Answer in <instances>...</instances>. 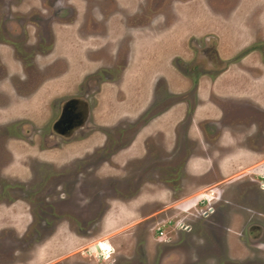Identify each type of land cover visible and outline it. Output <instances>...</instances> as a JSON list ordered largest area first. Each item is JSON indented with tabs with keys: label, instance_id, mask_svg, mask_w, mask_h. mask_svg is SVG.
Instances as JSON below:
<instances>
[{
	"label": "rangeland",
	"instance_id": "rangeland-1",
	"mask_svg": "<svg viewBox=\"0 0 264 264\" xmlns=\"http://www.w3.org/2000/svg\"><path fill=\"white\" fill-rule=\"evenodd\" d=\"M176 31L177 37L173 35ZM154 34L158 37L171 35L168 46L177 51L169 54L171 57L181 55L182 59H177L165 75L167 80L176 76L172 82L170 80V87L176 92L189 86L176 73L177 70L188 72L192 78L208 74L202 78L201 89L204 91L199 90V93L210 91L216 79L214 83L220 87L223 86L221 82L229 80L238 83L230 90L234 97L218 95L219 98L213 99L224 113L219 127L229 128L234 135H240L237 146L246 147L248 152L237 160L240 152L235 148L222 160L227 155L210 150L213 151L209 155L213 159L210 169L199 163L189 169L193 175L184 172L182 166L188 152L192 157L199 155L201 160H206L193 148L199 141L194 137L198 135L194 126L193 135L190 133L194 139L192 142L184 140L181 130L177 133L184 153L160 163L157 157L164 153L158 146L167 148L172 142L167 136H156L153 140L156 145L152 142L149 146L154 156L147 157L144 160L147 163L135 164L132 173L127 175L131 177L128 181L114 176L95 178L93 169L106 155L96 153V158L86 160V207L82 204L83 189L61 188L64 184L59 185L64 201L57 205L60 211L71 213L72 218H66L71 229L78 233L89 230V238L76 236L67 229L68 222L60 221V234L46 240L45 235L54 224V220L47 217L53 199L50 194L54 193V185L47 190L51 182L43 187V183L32 177L27 187L3 188L0 199H10L11 202L0 206V264H168L171 261L264 264V228L258 232L256 227L251 228L264 226V111L252 103L262 96L263 100L258 103L264 104V0H0V79L3 77L4 80H0V86H4L5 91L12 85L16 91L32 95L20 100L12 99L13 94L9 93L12 114L24 118L27 115L28 119L24 121L42 126L48 132L44 129L48 126L46 123L52 121L62 98L71 91L75 90V93L82 89L75 87L78 79L72 80L71 75L82 68H93L97 63L91 59L107 53L117 58L111 61L112 64L108 63L111 65L110 69L106 68L105 75L117 81L119 71H115V65L122 64L131 50L144 46L148 42L145 37ZM205 36L212 41L206 42ZM206 46L214 48L220 60L228 63L219 62L214 70L206 68V61L196 57L198 50ZM242 56L246 57L240 63L238 59ZM223 67L219 73L224 75H215V71ZM238 68L244 71L240 72ZM100 71L90 78L97 85ZM23 77L24 81L19 82ZM99 85H94L96 91L95 97L90 99L91 105L98 104L105 110L104 105L110 101L119 106L128 105L126 99L117 102L116 95L121 98L122 94L120 88L106 82ZM126 88H129L128 81L124 82L122 91ZM147 90L140 89L138 93L131 90L129 95L140 100L138 105H141L149 93ZM190 91L187 94L189 99L194 97ZM163 98L165 95L157 104L163 105L166 101ZM109 105L114 106L113 103ZM4 114L2 112L0 116ZM38 114L43 121L46 120L45 125L32 119ZM200 126L207 132L213 130L205 121ZM118 128L108 129V145L112 150L120 143L117 139L120 141L122 134L119 133L131 130V127ZM47 157L53 159L55 155L50 152ZM34 168L39 172L47 170L44 166L33 165L32 171ZM153 170L157 175L153 180L155 185L143 183L155 176L151 175ZM169 174L173 176L171 187L165 188L157 181ZM37 184L42 187H36ZM138 184L141 189L136 201H131L132 204L118 201V198L130 195ZM154 194L156 199L152 201ZM111 199L110 208L101 222L102 211ZM27 202L31 213L36 216L32 227ZM136 202L139 205L134 210ZM197 203L203 208L200 215L206 208L214 212L193 216V206ZM52 214L56 215L54 219L64 215ZM83 216H86V222L82 220ZM168 220L169 224H166ZM179 220L177 227L175 223ZM38 221L40 223L36 225ZM97 241L114 248L112 259L102 260L99 252L95 253ZM172 251L175 253L169 255Z\"/></svg>",
	"mask_w": 264,
	"mask_h": 264
},
{
	"label": "flooded vegetation",
	"instance_id": "flooded-vegetation-1",
	"mask_svg": "<svg viewBox=\"0 0 264 264\" xmlns=\"http://www.w3.org/2000/svg\"><path fill=\"white\" fill-rule=\"evenodd\" d=\"M152 25L153 23L150 22ZM152 27V26H151ZM151 27H147L151 28ZM158 38V37H156ZM153 37H145L147 43L144 44L141 48H136L135 51H130L128 56H125L122 64L115 65L116 72L118 73L119 78H117V81H113L108 79V77L105 75L106 68L110 69V65L112 64V60L116 59L117 57L110 56L109 54H100L99 58L93 57L92 59L89 56V60L91 59L92 62L97 63L95 68H86L88 72H86V69L82 68V70H78L74 73V75H71L72 80L78 79V83L75 87L81 88V91H71V94H67L62 99L63 101L57 105L56 107V114L52 118V121L47 122L46 120L43 121V117L38 114L36 116H33V120L39 124L42 125V123L45 125L48 124L47 128H44L48 130V132H45L43 130V127L40 126H34L32 122H27L24 120H27L28 118L25 116L20 117L16 116V114H12L13 111L11 110V102L12 100L9 93L13 94L12 99H20L25 100L30 96H27L23 93H20L16 91V87L10 85L9 87H6L5 91L2 87L0 88V115L2 112H5L4 116H0V179L2 180V183L0 184V191L3 190V188H9V189H20V187H27L29 184V181L33 179H36V181H40L43 183V187H45V184L52 183L51 186L47 187V190L49 191L52 189V185H54L53 195L50 194V196L53 198L50 200L52 203V206L50 208V213L47 214L48 218H52L54 221V224H51V227L49 229V233L45 235L47 236V239H50L55 234L59 235L60 230L58 229V224L60 221L68 222V230L71 232H74L76 236H79L81 238H89L91 235L88 234L90 231H83L78 233L77 231L71 229V226L69 224V221L67 219L72 218L71 213H67L66 211L62 210L57 207L58 203L64 201V196L62 192H59V189L65 188V186L68 188H74L77 189L82 188V204L86 207V160L88 158H96V153H106L105 157L98 160V164L93 169V176L95 178H107L114 176L115 178H118L120 180L125 179V181L131 180L129 176L130 173H132L133 168L135 167V164H144L147 163V161H144L147 157L154 156V152L151 151L149 146H151L152 142L154 143V138L156 136H159L162 134V132H154L152 135H148V131H145L146 126H148L152 120H154L156 117H158L162 112L165 110H168L169 108L175 106V105H181L183 106L184 113L180 117V120H178L173 128L170 130V135L172 138L171 142L172 144L169 145L167 148H165L163 145V148L161 146H158L162 153L161 157L157 160L158 163L161 162V160H167L171 157H176L179 154H183L181 147V141L179 139V135L177 134L179 130H181V135L186 141L192 142L194 139L192 138L191 134L194 133V126L198 132L197 136H194L197 141L195 145H193V148L196 149V152L198 154H202V156H205L206 159H208L209 165H213V159L210 154H212L213 151L222 152L223 155H230L232 151H234L235 148H239V150L247 151L246 147H240L237 146V142L241 140L240 135H234L235 133H231L229 128L226 127H219V122L224 120V113L222 109H219L218 103L214 101L213 98H219V96L213 95V94H206V101L209 103L214 104L219 110H220V116L217 119L213 120H200L199 122L194 121V112L197 106H199L203 99L201 98L199 94V85L203 81V76H208L207 73L193 76V78L188 74V72H184L181 70H177L176 73L180 76L183 80V82H188V87L181 89L180 91L176 92L175 90H171L170 85L167 81V77H165L167 68L173 67L172 65L174 62H176L177 59H182L180 54H174L172 57L170 56V61L168 62L167 66L165 65L163 68L156 67L158 62L156 63L154 59H151L152 67L151 68H144L143 65L138 68V65L142 62L143 57H151L152 55H145L142 53L143 50L145 51H156L160 49V46H158V43L154 42ZM164 42L168 43V40H171L170 37L163 36L160 37ZM142 40V38H140ZM176 39V38H172ZM203 39H205L206 42L212 41V38H209L205 36ZM141 45V43H139ZM193 45L194 41L192 42ZM118 50V49H117ZM169 52L177 51L176 49L169 46L168 48ZM199 53L196 57L198 59H203L205 62V67L208 69H215L216 64L218 65L219 62L222 64H227L228 61L220 60L219 54L216 52L214 48H210L209 46H206L205 48H200ZM254 54V51H251ZM217 53V55L215 54ZM140 56V63L135 61V57ZM246 56H242L240 60V63H242L243 59ZM173 59V60H172ZM175 59V60H174ZM86 60V58H85ZM111 64H108L110 63ZM131 64H134V68L136 71H139L138 73L141 74V83H138L137 76L133 77L131 75V71L129 70V66ZM225 66V65H224ZM102 68H105L102 70ZM176 68H179L176 66ZM223 68H220V70H217L215 72V75L220 74ZM140 69V70H139ZM180 69V68H179ZM101 70V71H100ZM96 71H100L99 79L100 82L95 84V80L90 79L92 76H96ZM181 71V72H180ZM244 71V70H243ZM183 72L185 74H183ZM209 72V71H206ZM80 73V74H79ZM92 73L94 75H92ZM69 75V74H68ZM67 75V76H68ZM149 76L152 77V82L148 84V95L146 93V101L147 104L140 110L137 111V100L134 96L131 94L129 95L133 90L134 93H138L141 88V85L144 82H146L149 78ZM189 76V77H188ZM2 77V76H1ZM75 78V79H74ZM111 78V77H109ZM5 79V78H4ZM24 81L25 77L22 78ZM190 79L192 81H190ZM1 82L4 81L3 77L0 79ZM6 80V79H5ZM71 80V82H72ZM70 81V79H69ZM128 81L129 88H126L122 91V87L124 82ZM9 82V81H8ZM106 82V84H110V86L118 87L120 88L119 92H122L121 98H118L117 102L120 103L123 101V99H126V103L128 105L126 106H119V104L115 103L114 101L107 102L104 106L107 110H105L102 107H99L98 104L91 105V98L93 97V94H95L96 88L95 87L101 86L99 84ZM81 83V84H80ZM145 85V83H144ZM85 87V88H83ZM109 87V86H106ZM13 88V89H12ZM111 88V87H109ZM139 88V89H138ZM192 92V95H194L193 98L189 99L188 93L189 90ZM147 90V91H148ZM36 90L33 95L35 96L37 94ZM99 91V89H98ZM173 91V92H172ZM100 92V91H99ZM128 92V94H125ZM103 93V92H102ZM104 96L107 94L103 93ZM162 95H165L166 101L163 105L157 104V101L159 98L162 97ZM103 96V97H104ZM142 99V97H140ZM163 98V99H165ZM178 98V99H177ZM57 99V98H56ZM191 102V103H190ZM114 104V106H110L109 104ZM191 105V107L188 106V104ZM255 106L258 105L259 109L262 108L264 111V104H260L258 102H252ZM124 104V105H125ZM53 105V104H51ZM56 106V105H55ZM103 106V107H104ZM99 107V108H98ZM126 108V111H122V109ZM186 108V112H185ZM188 108V110H187ZM15 107H13V110ZM52 109V107H51ZM129 109V110H127ZM102 110V111H101ZM106 112L108 114H106ZM124 113V114H123ZM50 115V113H48ZM46 116V115H45ZM48 117H46L47 119ZM205 121L208 123L210 128H213L212 132L204 131L200 124ZM34 122V123H35ZM120 127V130L122 127H131V130H122L120 134L121 140L118 141V145H115V148L112 150L110 149V146L108 145V129H114ZM183 127V129H181ZM183 130V131H182ZM129 132V133H128ZM225 132H227L228 140L220 141L221 135L224 136ZM142 133L144 138L143 147H144V154L140 158H133L131 160H127L123 164H120L118 161L114 160V157L120 153L121 151L125 150L130 146L134 138L139 134ZM151 133V132H150ZM191 133V134H190ZM127 134V136H126ZM97 136H102V139L99 141V143H96L94 141L98 139H94ZM162 138V137H161ZM87 141V143H86ZM43 144V145H42ZM155 144V143H154ZM156 145V144H155ZM148 147V148H147ZM109 149V150H108ZM108 150V152H106ZM213 150V151H210ZM238 150V149H236ZM252 151V150H251ZM54 153L55 157L53 159H49L47 157V153ZM156 152V151H155ZM158 152V150H157ZM248 152V151H247ZM254 152V151H253ZM196 154V153H193ZM199 156V155H197ZM192 158V153H189L185 155L184 157V165L182 166L183 171H189L188 169V161ZM202 158V157H201ZM183 161V160H182ZM33 165L38 166L39 168L41 166H44L45 171H38L36 168H34V171H32ZM161 165V164H158ZM161 169V168H160ZM187 169V170H186ZM51 170V171H50ZM151 179L145 180L143 183L153 184L154 178H156V174H154V170ZM177 172V170H176ZM191 173V171H189ZM192 174V173H191ZM193 175V174H192ZM172 177L170 174L167 177L162 178L161 180L157 182H161V185L165 188L171 187L170 183L172 181ZM81 181V183H80ZM141 183V184H143ZM63 185L61 188L59 185ZM141 184L136 185L133 192L128 195L125 198H118V201L126 202L127 204L131 202L137 195L139 190L141 189ZM27 185V186H26ZM36 187H42V185L37 184ZM41 190V189H40ZM19 199V198H18ZM23 199V198H22ZM116 200V199H114ZM19 201V200H16ZM23 202L22 200H20ZM111 200L107 201V205L105 209L102 211V214L100 216V221L102 222L104 219V216L108 212ZM10 199L1 200L0 199V206L4 205L7 206L10 203ZM25 202V201H24ZM28 203V202H27ZM180 203V202H179ZM29 206V203H28ZM194 213L193 216L200 217L205 216L207 214H212L214 212L213 209L210 210V208L204 209L203 214L200 215L199 211H201L203 208L200 207V204L197 203L194 206ZM29 213H31V208L29 206ZM60 211V212H59ZM86 211V209H85ZM59 213L64 214L63 217H56V215H53L52 213ZM86 213V212H85ZM52 214V215H50ZM32 216V225L33 226L34 221H36V216L31 213ZM50 216V217H49ZM67 218V219H66ZM184 220L183 218H181ZM83 221L86 222V216H83ZM99 221V222H100ZM100 222V225H101ZM180 220L175 223V225L179 226ZM40 222H36V225ZM166 224H169V220L166 222ZM86 227V224L84 225ZM164 227L165 224H162ZM257 229V232L259 230H262L264 226H251V228ZM190 227H188L189 229ZM100 230V229H99ZM102 232V231H101ZM259 237L255 238L258 240ZM45 240V241H46ZM169 240V238H168ZM256 240H252L256 242ZM102 241H97V248L95 250V253L99 252L101 255L102 260L109 261L112 259L114 254V248L112 246H108L106 244H101ZM258 242V241H257ZM92 246V245H91ZM104 246V248H102ZM93 247V246H92ZM175 253V251H172L169 253ZM168 264H214L212 261H207L206 263L203 262H197V261H171L168 262ZM241 264H248V263H241Z\"/></svg>",
	"mask_w": 264,
	"mask_h": 264
},
{
	"label": "crops",
	"instance_id": "crops-1",
	"mask_svg": "<svg viewBox=\"0 0 264 264\" xmlns=\"http://www.w3.org/2000/svg\"><path fill=\"white\" fill-rule=\"evenodd\" d=\"M182 31L184 32L185 30L182 29ZM177 32L178 31H176V34H173V35H176V37L178 35ZM163 36H167V37L171 38V35L164 34ZM163 36L160 35V37H163ZM150 37H152V35ZM153 37L156 38L158 36L154 34ZM160 37L154 39V42L159 44L158 46L161 45L159 50L152 51V50L149 49V51H145V50L142 51V53H144L145 55H152L151 57H143L142 58V62L140 63V56L136 55L135 61L140 63L138 65V68H140L141 65H143L144 68L145 67L146 68H151L152 67L151 59H154V61L156 63L158 62V64L156 65V67H158V68H160V67L163 68L165 65L167 66L168 62L170 61V54H169L170 52L168 50L169 46H168L167 42H164L162 40H157V39H161ZM243 62H244V60L242 61V63ZM96 65L97 64H94L93 68H95ZM90 68H91V66H90ZM129 70L131 71V75L133 77L137 76L138 83H141V80H142L140 78L141 74L138 73L139 71L135 70L134 64H131L129 66ZM237 70H239L241 72V70H243V69L238 68ZM221 75H224V74L223 73L219 74L218 77H220ZM175 77L176 76L173 75V76H171V79L168 78L167 81H168L169 85H170V80L172 82V79H174ZM179 81H180V79H179ZM229 81L228 82L225 81L224 83L221 82V84L223 85L221 87H220L219 84L218 85L215 84L217 81L215 83L213 82V84L211 85L212 88L210 89V91H208V92L205 91L206 93L205 92L199 93L201 98L203 99V101H202V103L199 106L196 107L195 112H194V121L196 123L199 122L200 120H204V119L213 120V119L219 118L220 110L214 104L209 103V102L206 101V94L209 93V94H213V95H216V96L220 95L222 97H234V95H233L234 92L232 94H230V90H233L235 87H237L238 83L234 82V81L233 82H229ZM259 81L260 80H258V82ZM150 82H152V77L151 76H149V78H148V80L146 82L143 81V83L141 85V88H144V90L148 89V84H150ZM202 82L199 85V90L200 91H204L203 89H201ZM144 83H145V85H144ZM170 88H172V87H170ZM141 90H143V89H141ZM171 90H173V89H171ZM175 91H177V90H175ZM253 91H255V89ZM258 93H260V92H258ZM142 100H143V102L141 103V105H137V109H136L137 111H140L147 104L146 98H144ZM261 100H263L262 96H261V99L254 100V101L258 102V101H261ZM139 101L140 100H138V104H139ZM127 110H129V109H127ZM122 111H126V108L122 109ZM175 114H180V115L179 116H177V115L175 116ZM182 114H183V106H181L179 104L175 105V106L169 108L166 112H162L158 117H156L154 120H152L151 123L148 126H146L145 131L149 132L148 133L149 136L154 134V132L160 131V132H162L161 135L167 136L168 140L169 139L172 140L173 137H171V135H170V133H171L170 130H171V128H173L174 124L178 120H180V117L182 116ZM171 116H173V117L175 116V117L173 118ZM227 135H228L227 132H225L224 136L221 135L220 141L228 140L229 138H228ZM144 138L145 137L143 136V134L139 133L134 138V140L132 141L130 146L128 148H126L125 150L121 151L120 153H118L114 157V160L118 161L120 164H123L127 160H131L133 158H140L144 154V147H143ZM94 139H98V140H96L94 142L99 143V141L102 139V136H97ZM162 140L165 141L163 136H162ZM239 152L240 153H238V155H237V157H238L237 160H241V156L245 155V151L244 150H239ZM228 156L229 155L222 157V160H225ZM199 163L202 166H205L206 168H209V169L212 167L211 165H209L208 159L201 160V157L198 158V156H197V157H192L188 161V163H187L188 169L191 170L195 165H198ZM220 163H223V161H221ZM138 197H140V195H137L135 198H138ZM155 197H156V194L153 195L152 198H154V199H152V201H155V199H156ZM161 197L166 198L167 196H165V197L161 196ZM135 198L132 201H136ZM128 204H132V202H129ZM137 205H139L138 202H136L135 205L133 206L134 210H136Z\"/></svg>",
	"mask_w": 264,
	"mask_h": 264
},
{
	"label": "clouds",
	"instance_id": "clouds-1",
	"mask_svg": "<svg viewBox=\"0 0 264 264\" xmlns=\"http://www.w3.org/2000/svg\"><path fill=\"white\" fill-rule=\"evenodd\" d=\"M209 211H211V209Z\"/></svg>",
	"mask_w": 264,
	"mask_h": 264
},
{
	"label": "bare ground",
	"instance_id": "bare-ground-1",
	"mask_svg": "<svg viewBox=\"0 0 264 264\" xmlns=\"http://www.w3.org/2000/svg\"><path fill=\"white\" fill-rule=\"evenodd\" d=\"M108 223V222H107Z\"/></svg>",
	"mask_w": 264,
	"mask_h": 264
}]
</instances>
